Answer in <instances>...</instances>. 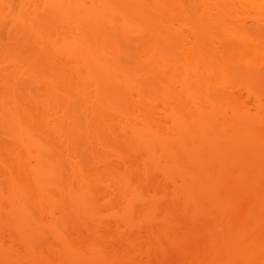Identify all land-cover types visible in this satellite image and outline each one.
<instances>
[{
    "label": "bare ground",
    "instance_id": "1",
    "mask_svg": "<svg viewBox=\"0 0 264 264\" xmlns=\"http://www.w3.org/2000/svg\"><path fill=\"white\" fill-rule=\"evenodd\" d=\"M0 264H264V0H0Z\"/></svg>",
    "mask_w": 264,
    "mask_h": 264
}]
</instances>
